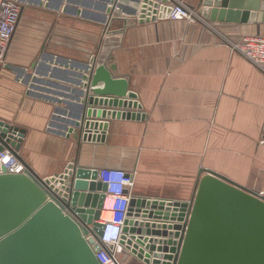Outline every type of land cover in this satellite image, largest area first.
<instances>
[{
  "label": "crops",
  "instance_id": "1",
  "mask_svg": "<svg viewBox=\"0 0 264 264\" xmlns=\"http://www.w3.org/2000/svg\"><path fill=\"white\" fill-rule=\"evenodd\" d=\"M15 1L0 120L24 130L19 152L39 176L69 162L118 167L132 193L183 200L207 169L264 196V73L232 50L264 33V0H242L245 22L206 19L187 0L194 20L142 23L140 0ZM92 58L128 81L145 117L110 119L102 140L79 143L68 129Z\"/></svg>",
  "mask_w": 264,
  "mask_h": 264
},
{
  "label": "water",
  "instance_id": "2",
  "mask_svg": "<svg viewBox=\"0 0 264 264\" xmlns=\"http://www.w3.org/2000/svg\"><path fill=\"white\" fill-rule=\"evenodd\" d=\"M140 1L138 23L171 12L172 0ZM244 7L242 0H199L197 8L212 21L245 22L251 16ZM112 69L95 58L85 64L83 112L68 129L76 128L79 143L102 140L110 119L145 117L137 94ZM23 136V129L0 120V152L8 149L25 167L10 173L3 166L0 173V264H101L106 184L98 168L69 162L41 177L19 152ZM185 202L131 193L123 249L141 264H264L263 195L201 169L187 212Z\"/></svg>",
  "mask_w": 264,
  "mask_h": 264
},
{
  "label": "built area",
  "instance_id": "3",
  "mask_svg": "<svg viewBox=\"0 0 264 264\" xmlns=\"http://www.w3.org/2000/svg\"><path fill=\"white\" fill-rule=\"evenodd\" d=\"M171 7L168 16L171 19L194 20L196 18V10L187 0H172ZM19 12L20 7L15 0H0L1 65L5 63L7 43L15 30ZM232 50L264 73V33L244 37L232 45ZM3 166L10 173H21L25 169L22 162L15 158L8 149L0 152V173H2ZM98 179L106 184V190L99 216V222L104 225L101 239L103 247L96 253V256L101 264H125L120 259V254L126 250L123 249L120 241L124 222L127 219L133 175L118 167H103L98 169ZM104 212L107 214L104 215ZM126 252L132 255L129 251Z\"/></svg>",
  "mask_w": 264,
  "mask_h": 264
},
{
  "label": "rangeland",
  "instance_id": "4",
  "mask_svg": "<svg viewBox=\"0 0 264 264\" xmlns=\"http://www.w3.org/2000/svg\"><path fill=\"white\" fill-rule=\"evenodd\" d=\"M120 259L125 263V264H141V262L127 253L126 251L122 252L120 254Z\"/></svg>",
  "mask_w": 264,
  "mask_h": 264
},
{
  "label": "flooded vegetation",
  "instance_id": "5",
  "mask_svg": "<svg viewBox=\"0 0 264 264\" xmlns=\"http://www.w3.org/2000/svg\"><path fill=\"white\" fill-rule=\"evenodd\" d=\"M189 199L190 198H187V199H183L184 201H186L185 203H186V205H185V207H184V212H187L188 211V209H189V207H188V201H189ZM165 200H171V201H173V200H175V199H172V198H165Z\"/></svg>",
  "mask_w": 264,
  "mask_h": 264
},
{
  "label": "bare ground",
  "instance_id": "6",
  "mask_svg": "<svg viewBox=\"0 0 264 264\" xmlns=\"http://www.w3.org/2000/svg\"><path fill=\"white\" fill-rule=\"evenodd\" d=\"M107 213L106 212H104V215H106Z\"/></svg>",
  "mask_w": 264,
  "mask_h": 264
}]
</instances>
